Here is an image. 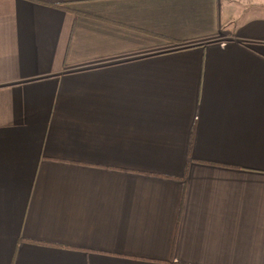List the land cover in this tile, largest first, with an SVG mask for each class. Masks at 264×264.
Segmentation results:
<instances>
[{
	"label": "crops",
	"instance_id": "1",
	"mask_svg": "<svg viewBox=\"0 0 264 264\" xmlns=\"http://www.w3.org/2000/svg\"><path fill=\"white\" fill-rule=\"evenodd\" d=\"M0 264H264V0H0Z\"/></svg>",
	"mask_w": 264,
	"mask_h": 264
},
{
	"label": "trees",
	"instance_id": "2",
	"mask_svg": "<svg viewBox=\"0 0 264 264\" xmlns=\"http://www.w3.org/2000/svg\"><path fill=\"white\" fill-rule=\"evenodd\" d=\"M59 6H63V5H61V4H58ZM242 43H244L245 45H247V46H249L250 45V43L249 42H242Z\"/></svg>",
	"mask_w": 264,
	"mask_h": 264
}]
</instances>
